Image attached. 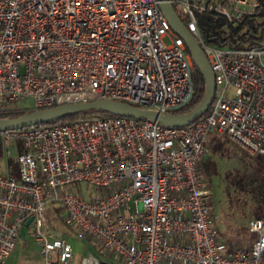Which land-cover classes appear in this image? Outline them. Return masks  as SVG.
Here are the masks:
<instances>
[{
	"label": "built area",
	"instance_id": "2783aa9c",
	"mask_svg": "<svg viewBox=\"0 0 264 264\" xmlns=\"http://www.w3.org/2000/svg\"><path fill=\"white\" fill-rule=\"evenodd\" d=\"M169 2L214 74L208 114L186 126L112 114L0 131L20 148L17 173L0 174V264L26 236L43 264H264V217L248 221L254 239L228 247L199 168L208 133L264 155V47L208 45L196 18L237 25L258 0ZM191 68L157 0H0V112L108 98L169 113L191 97ZM50 206L88 247L77 262Z\"/></svg>",
	"mask_w": 264,
	"mask_h": 264
},
{
	"label": "rangeland",
	"instance_id": "374dc122",
	"mask_svg": "<svg viewBox=\"0 0 264 264\" xmlns=\"http://www.w3.org/2000/svg\"><path fill=\"white\" fill-rule=\"evenodd\" d=\"M243 8L248 10L247 6ZM163 41L166 45L170 44L167 37ZM227 93L230 94L231 89H228ZM30 103L29 99H25L20 102L19 106L27 107ZM213 137H218L220 141L226 138L208 133L204 142L208 145L206 155L212 159L215 165L214 172L209 176V186L207 185L212 192V225L229 247L239 244V241L246 240L251 235L247 230V224L250 219L255 218L254 206L246 192L240 190L233 182V175L236 171H241L242 168L244 172H250L252 161L250 154L227 139L224 141L226 142L225 149L213 151L209 144ZM19 149L16 142L7 145L0 137V174L7 173L8 161L17 165L16 159ZM205 183L207 184L206 181ZM46 215L53 228L61 230L59 233L68 236V241L73 245L75 251V262L80 256L88 253V248L82 241L66 233L60 220H58L56 211L53 210V206L46 208ZM33 241L26 236L27 244H18L4 264H43L38 253V245Z\"/></svg>",
	"mask_w": 264,
	"mask_h": 264
},
{
	"label": "trees",
	"instance_id": "16d2710c",
	"mask_svg": "<svg viewBox=\"0 0 264 264\" xmlns=\"http://www.w3.org/2000/svg\"><path fill=\"white\" fill-rule=\"evenodd\" d=\"M259 6L256 8L253 14H250L244 18V20L237 24H229L224 17L214 16L208 13L196 14L197 27L201 34L202 40L211 46L215 47H230V48H251L254 46L264 47V0H258ZM182 41V40H181ZM183 43V42H182ZM184 45V43H183ZM185 51L188 53L185 45ZM192 62L191 76L193 82V90L190 99L182 107L173 110V113H182L193 108L204 96L205 82L200 71L196 65ZM210 107L201 116L204 117L208 114ZM28 109H15L5 110L0 112V117H14L20 115ZM80 115H93V116H107L112 115L107 112L101 111H88L67 117H77ZM66 118V117H64ZM225 138L223 141H225ZM228 140V139H227ZM217 137H213L210 140V147L213 151L221 150V146L224 142ZM205 148L208 145L204 143ZM253 158V165L250 172L236 171L233 175V182L240 190L245 191L250 201L254 206L255 218L264 217V155H251ZM8 174L17 173V165L8 161ZM199 168L203 179L209 186V176L215 170V165L210 157L204 156L199 162ZM255 235L251 234L246 240L250 241L254 239ZM242 240V239H240ZM233 245L229 246L230 248Z\"/></svg>",
	"mask_w": 264,
	"mask_h": 264
},
{
	"label": "water",
	"instance_id": "95a60500",
	"mask_svg": "<svg viewBox=\"0 0 264 264\" xmlns=\"http://www.w3.org/2000/svg\"><path fill=\"white\" fill-rule=\"evenodd\" d=\"M157 1L161 12L166 18L170 30L182 40L191 60L204 78V96L193 108L182 113L169 112L159 114L151 110L142 109L127 102L100 98L89 101L61 104L49 108L35 109L26 111L14 117H0V131L26 127L38 123H48L50 121L88 111H101L114 115L157 120L164 126H186L200 118L207 111L214 97V74L196 38L179 18L169 0ZM29 221L30 218L27 219L21 227V237H23L24 228Z\"/></svg>",
	"mask_w": 264,
	"mask_h": 264
},
{
	"label": "crops",
	"instance_id": "0c3cea01",
	"mask_svg": "<svg viewBox=\"0 0 264 264\" xmlns=\"http://www.w3.org/2000/svg\"><path fill=\"white\" fill-rule=\"evenodd\" d=\"M218 138V137H217ZM219 140V139H218ZM223 141V140H222ZM224 142V141H223ZM231 142V141H230ZM219 143H221V141L219 140ZM226 142H224V144L221 146V149H225L226 148V144H225ZM232 143V142H231ZM232 144H234V143H232ZM235 145V144H234ZM237 146V145H236ZM225 147V148H224ZM208 150V148H206V151ZM206 155V154H205ZM207 156V155H206ZM249 158V157H248ZM251 163H250V166H252L253 165V158H252V156H251ZM9 169V168H8ZM6 174H8V171H7V173ZM31 239V238H30ZM33 242H35V241H33ZM20 243H22V245H26L27 244V242H26V238H25V240L24 241H22V242H20ZM20 243H17L16 245H15V247L13 248V250L10 252V254L8 255V257L7 258H9V256L12 254V252L16 249V246L18 245V244H20ZM37 245H38V243L37 242H35ZM85 245V244H84ZM88 248V247H87ZM38 253H39V245H38ZM40 255V254H39ZM6 258V259H7ZM6 259L4 260V262H3V264L6 262Z\"/></svg>",
	"mask_w": 264,
	"mask_h": 264
}]
</instances>
